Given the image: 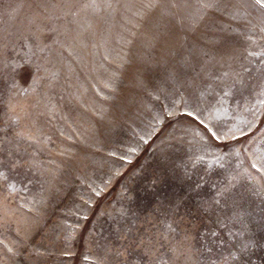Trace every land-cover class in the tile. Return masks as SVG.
Instances as JSON below:
<instances>
[{"label":"rangeland","instance_id":"rangeland-1","mask_svg":"<svg viewBox=\"0 0 264 264\" xmlns=\"http://www.w3.org/2000/svg\"><path fill=\"white\" fill-rule=\"evenodd\" d=\"M147 2L0 0V264H264V22Z\"/></svg>","mask_w":264,"mask_h":264},{"label":"snow or ice","instance_id":"snow-or-ice-1","mask_svg":"<svg viewBox=\"0 0 264 264\" xmlns=\"http://www.w3.org/2000/svg\"><path fill=\"white\" fill-rule=\"evenodd\" d=\"M173 6L175 7L178 5H173ZM247 6L252 9L258 10L262 22H264V0H250V4ZM144 7L147 9L155 8L157 7V3L155 2V0H148V2L144 5ZM199 7L203 9H208V8H214L216 7V5L213 3H201ZM201 18H202V15H199L198 13L193 14L192 17H187V18L181 16L178 18V23L183 24L185 22V19H191L192 22L197 23L199 22V19ZM262 31H264V29H262ZM255 54H258V53H255ZM190 115H195V113H190ZM196 118L199 119V117H196ZM213 135H215V133H213ZM32 138L33 137H29V139H32ZM217 139H219V137H217ZM217 195L218 196L223 195V193H217ZM185 239H187V237H185Z\"/></svg>","mask_w":264,"mask_h":264}]
</instances>
